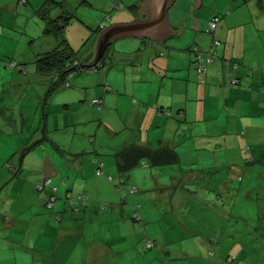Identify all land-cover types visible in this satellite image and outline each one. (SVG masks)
<instances>
[{"label": "crops", "instance_id": "0c3cea01", "mask_svg": "<svg viewBox=\"0 0 264 264\" xmlns=\"http://www.w3.org/2000/svg\"><path fill=\"white\" fill-rule=\"evenodd\" d=\"M19 1L17 0L16 2L18 3ZM60 1H62V9L59 6L52 8L49 16L51 19H57L62 15V12L69 13L70 18L65 24L67 26L73 21L71 19L73 16L72 11H67L71 5L68 0ZM112 1L114 0H80V3L76 2L92 8L99 3L106 7ZM119 1L123 5L119 9L122 10L117 9L111 15L109 14L110 24L135 22L137 17L141 19L148 17L146 9L143 10L142 6L138 4V2H143L144 0ZM119 1L115 0L114 2H117V5ZM263 3L257 1L254 5L263 6ZM251 4L252 2H248L238 5L231 11L226 10L227 15L222 14L221 17H219L220 14L217 11H212L213 14L209 16V19L213 16H218L219 20L215 29L209 32V38L205 37L206 34H203L205 32H202L201 27L204 24L200 25L202 22H200L199 18H195L197 24L194 31L184 25L187 17L176 22V24L170 23L168 18L170 6L167 10V23L172 32L168 33L165 38L155 39L148 35L141 37L124 35L112 40L107 46L106 54L102 59L103 65L97 68V71H94L100 73L99 76H96L94 82L86 83L84 80H75L73 78L75 77L74 74L69 77L67 85H60L50 91L49 82L51 77L39 76L40 81L46 82V87L49 85L47 88L49 93L63 91L61 92L63 98H60V100L63 101V106H65L66 110L61 109L59 100L56 103L59 107V113L55 114L56 110H53L52 116L67 117L68 115L65 111H68L71 103L79 105L80 100L87 101L90 106H98L92 100L99 98L101 100L99 110L101 109L102 112L98 113L95 109L97 113L92 115V117L98 116L101 121V118L104 119L103 112L107 108L108 111L118 112L119 115L124 113V120L131 113L134 122L138 123L139 128L145 130L146 133L139 131V135L136 133L123 135L115 144L110 145V149L107 150L112 157L106 163L108 165L104 166L101 161H98L97 154L99 149L97 147L90 149L86 145H81L79 148L73 147L72 144L67 146L60 139L54 138L56 133L54 131L62 128L69 129L71 125L75 126L82 123L85 116L84 113L68 116L65 121L63 119L51 121L49 119L51 111L47 108L48 106L44 105L42 107L44 112L42 134L38 130L40 128L39 123L37 132L33 136L32 133L29 134L26 140L22 139L21 141L22 145L28 143L30 144L29 147L39 148V157L43 164H28L26 156L23 158V154L27 151L26 147H24L21 152L22 157L20 156L15 164L8 165L11 171L6 175L8 179L5 182L11 179L12 189H16L17 200L20 199L24 203V208L21 209L20 207L16 213V219L19 222L18 231L23 232L25 230V232L21 236L13 237V241H7L8 244L0 241V255L5 254L4 258L0 257V264H53L54 261L62 260V258L59 259L57 253V250L61 247L65 248L70 254L73 252L78 254L75 257L78 260V264H183L181 261L171 260L168 257L171 255L176 256V258L180 256L175 251L177 248L175 242L178 235H180L179 233H187L193 237L189 243L185 242L184 237L181 236V240L187 248L195 247L197 244L201 246L202 250L211 249L214 246L218 248L219 244L222 245V241L226 238L237 239V237L230 235L231 232L226 229L225 225L221 224L218 230L224 228L225 231L221 230L220 232L223 233L220 234L219 232L218 238L209 236L207 241L199 240L197 242L196 240L200 239V237L195 236L196 230L193 227L185 224L174 227L166 221L163 222L164 229L160 228L158 234L153 235L161 246L157 250H151L156 244L153 242V246H147V238L151 240V232L147 229L149 223H147V227L145 225L141 234L140 229L133 222L135 219L131 216L133 220L131 221L128 216L132 209L131 203H133V197L128 192V188L131 185L129 183L130 177L136 179L137 184L147 187L137 189L140 193L139 198L143 203L135 206L133 213L134 211L138 212L139 208L140 220L137 221L140 222L161 221L163 217L174 215L176 211L172 210V204L175 203L177 207L179 200L185 198L186 195L183 194L180 199H175L173 196L171 198L172 204L167 206L159 202L167 200L169 192L165 196L159 191L156 192V195L147 196L148 190L153 189L150 187L149 181L155 180L159 182L156 173L141 168L136 174L138 175L137 178L132 170L141 166L143 161H140V163L130 169L127 174L120 173L117 163L122 161V157L118 156L117 153L123 147L131 145L149 149H172L178 155V161L167 164H154L144 160L145 165H142V167L147 165L164 166L179 162L181 150L176 146L178 144L182 145L183 140L187 137L195 138V141L193 143L190 142V145L196 150L200 149V140H204L207 143L213 142L215 146L222 144L223 146H234V153H237L238 148L236 147L241 146V142L246 140L251 141L252 144L253 140L260 136L258 132L264 133V43L249 49L243 36L239 40L236 35L239 30L237 27L249 22L248 17L251 15L253 7ZM201 5L202 1L195 9ZM218 9L220 10L221 8ZM104 11L102 9V12ZM117 15L118 17H129V19H119L118 17L116 18ZM187 15H189L188 12L186 13ZM98 16L99 13L94 15V17ZM44 21L47 25L45 19ZM94 25V27L89 25L92 27L91 29L85 28L86 30H81L82 32L85 31V39L94 35V43L90 46L91 54L87 57H79L76 54V50L79 47L63 34L66 44L75 52L79 65H85L89 61L91 63L95 57V55L93 57L92 52L95 51L96 54L98 34L106 25L105 21H101L99 24L98 21H95ZM232 30L234 32L233 35L230 34ZM44 36L43 42L35 53V70L36 59L59 45V39L54 34L46 33ZM180 37L186 38L181 39ZM213 38L220 40V44L216 47L218 58L200 72L197 67L200 59L196 57L193 48L197 47L199 50L205 51ZM122 39H126L123 44L125 49H122L117 44L113 45V43ZM172 40H184L185 44L183 46L176 45ZM185 46L186 49H182ZM103 67L105 69H115L118 75L115 78L109 77L107 80V76L105 77L107 72H100L104 69ZM100 68L102 69L100 70ZM227 71L230 72V76L238 79L237 84H227ZM27 73L29 72L26 70ZM32 76L34 77L33 74ZM76 109H81V107L77 106ZM20 114L27 117L25 118L26 120L28 119V115L25 114L22 107ZM173 116L182 118L187 125L180 124ZM92 117H88V119ZM11 123L15 129L16 123L12 121ZM107 123L109 129L115 132L116 125ZM167 128L170 130L168 133L165 131ZM241 130H244L242 131L243 137L238 135ZM26 131L28 130L26 129ZM49 132H53V134L49 135ZM250 133L251 135H249ZM43 139L45 141L48 140L49 146L47 144L44 145ZM39 144H41V147L38 146ZM226 148L215 147L213 149L214 156L216 157V154L224 152L222 149ZM21 149L22 147L19 150ZM19 150H16V152ZM83 154H85V163H82ZM223 154L226 155L225 152ZM216 158L225 162L220 155H217ZM97 162L98 164L99 162L102 163L103 172L108 176L117 177L119 175V177L125 178L120 183L121 185L117 186L116 190L105 177L97 174ZM82 164H92V166H89L92 173L91 178L86 177ZM212 166L217 168L215 164ZM72 171L76 172L74 177L70 173ZM148 173H150V176H146ZM79 175L83 178V183L85 184L79 185V182H81ZM211 177L214 178V176ZM47 178H50V181L45 183ZM88 180L93 183V186H99L98 193L93 194V187L89 185ZM139 181H142V183ZM61 185L63 188L60 187ZM60 189H64L63 195L59 194ZM54 192L58 193L60 198L58 197V200L53 202V206L49 207L51 208L49 209L47 202L49 201V196H54ZM67 192H69V195ZM102 192L107 197L111 196L110 199L108 198L111 200L109 203L106 202L108 199L101 196ZM72 194L77 195L72 196ZM80 194L85 196V200L78 198ZM111 204L112 209L108 212L107 208ZM101 212L105 213L104 217H100ZM3 216L8 218L7 215ZM87 216H89L90 222L94 224L91 225L92 230L87 232L89 237L86 235L84 226ZM26 217H29L31 222L36 221L35 226L33 223L30 230H28L27 224L25 225L26 227H21ZM97 220L106 225L96 227ZM0 228L4 229L3 227ZM28 231L30 232L29 237L26 236ZM224 232L229 234V236L225 237ZM218 234L215 235L217 236ZM120 239H123L122 245L117 244ZM246 240L248 241V239ZM151 241L154 240L152 239ZM45 242L53 243V249L51 247L47 250L41 249L42 244L49 246ZM235 244L242 246L240 243ZM235 244L227 247L228 253L234 251L236 254L240 251ZM218 250L217 252L219 253ZM210 252H212L210 256H214L215 252L213 250ZM7 253L10 254V257ZM117 253H123V258L120 259L119 256H116ZM189 253L188 251L185 254L189 255ZM247 254L250 255L249 259L242 258V253H238V263L235 264H260L258 257H253L252 253ZM69 258L70 264L77 262L76 259L73 260L70 256ZM211 258H203L204 262L199 264H234L233 262L236 260V256L232 257L234 260L232 262L224 258L216 260Z\"/></svg>", "mask_w": 264, "mask_h": 264}, {"label": "rangeland", "instance_id": "374dc122", "mask_svg": "<svg viewBox=\"0 0 264 264\" xmlns=\"http://www.w3.org/2000/svg\"><path fill=\"white\" fill-rule=\"evenodd\" d=\"M16 1L17 0H0V227L4 228H0V241L4 244H8L7 241H13V237L21 236L25 232V230L23 232L18 231L17 227L19 222L16 219V213L19 211L20 207L21 209L24 208V203L21 202L20 199L17 200L15 193L16 189H12L13 184L10 181L11 179L5 182L6 179H8L6 178V175L11 171V168L8 165L15 164L16 160H19L18 158L21 156L24 147H26L27 151L23 154V158L26 156L28 164H43L39 157V148L35 149L34 147H29L30 144L28 143L22 145L21 141L22 139L26 140L31 133L33 136V134L37 132L39 123L40 128L38 130L40 134H42L44 113L42 107L44 105L48 106L47 108L51 111V115L49 116L51 121L59 119L65 121L68 116H75L77 114L81 115V113H84L85 116L83 117L82 123L75 126L71 125L69 129L62 128L54 131V133L56 132L54 138L60 139L62 143L67 146H71L72 144L73 147L79 148L81 145H86L90 149L97 147L99 149L97 154V157L99 158L98 161H101L104 166L108 165L106 163H108L112 157L108 154L109 151L107 150L110 149V145L115 144L123 135L126 136L130 133H136L139 135V131L144 134L146 133L145 130L139 128L138 123L134 122L131 113L127 116V120H124V113L119 115L118 112L114 113L108 111L107 108L105 109V112H103L104 119L101 118L100 121L98 116L92 117V115L97 112H102L101 109L99 110V105L90 106L87 101H79L77 98L75 99L79 101V105L72 102L68 111H65L68 115L67 117H60L57 115L52 116L53 110H56L55 114L59 113V107L56 103L60 98H63V95H61V92L63 91L49 93L47 88L50 83L46 87V82L39 80V76L44 75L38 73L35 70L34 65L35 53L39 49V45L43 42L44 35L46 34L44 32V27L46 25L45 21L37 12L39 5L44 0H26L27 2L20 0L18 3ZM68 1L71 6H69L70 8L67 11H72L71 13L73 16L71 19H73V21L64 27L63 34L65 37H69V39L79 47L76 50V54L79 57H87L91 54L90 46L94 43V35L85 39V31L82 32L81 30L85 28L91 29L95 26V21H98V24L101 21H105L106 26L110 25L109 14L111 15L113 11L122 8L123 5L119 0H116L117 2L119 1L116 5L114 0L106 7L99 3L91 8L84 4H77V2L80 3V0ZM201 1L202 5L199 8L193 9L195 0H175L168 10L170 23L176 24V22L187 17L184 21V25L192 28L194 31V28H196L195 25L197 24L195 18H199L200 22H202L200 25L204 24V26L201 27V30L202 32H205L203 33L206 34L205 37L209 38V16L213 14L212 11H217L220 14L219 17H221L222 14H226V10L231 11L233 8L238 7V5L240 6L252 2L251 5L253 7L251 15L248 17L249 22H244L245 24L243 26H238L237 28H239V30L236 32V35L239 40H241L243 36L245 44H247V48L249 49H252L253 46L258 47V45H263L264 3L263 6L254 5V3L257 1L264 2V0ZM218 8L221 9L219 10ZM102 9L105 11L102 12ZM187 12L189 15L186 16ZM96 13H99L98 17H94ZM117 17L118 15L116 18ZM98 18L100 19L97 20ZM118 18L125 20L129 19V17L125 16ZM243 18L245 17L243 16ZM89 25H92V27ZM230 34H234L233 30L230 31ZM180 38L184 39L186 37ZM124 40L126 39L118 40L116 43H113V45L117 44L118 46H121L122 49H125L123 44L126 41ZM172 42L180 46L185 44L184 40H172ZM182 49H186V46ZM92 54L94 57L95 51H93ZM88 63L89 62H86L85 64ZM101 69L102 68H100V70ZM26 70L29 73L26 74ZM104 71L107 72L105 74V77L107 76L106 79H109V77L115 78L118 75V72L113 68H104L100 72L103 73ZM74 74L75 77L73 78L75 80H84L86 83L94 82L96 76L100 75L99 72L89 70H86L85 72L78 70ZM45 98H47V100H45ZM59 103L61 109L66 110L65 106H63V101L60 100ZM77 106H80L81 109H76ZM21 107L25 114L28 115L27 120L25 119L27 117L20 114ZM88 117L92 118L88 119ZM173 118L179 121L180 124L183 123L184 125H187L182 118L174 116ZM11 121L16 123L15 129L13 128ZM107 122L111 125H116L115 132H112V130L109 129ZM26 129L28 131H26ZM168 129L169 128L165 130L167 133L170 132ZM242 131L244 130H241L238 134L241 137H243ZM258 133L260 136H255L256 138L253 140L254 142H252V144L251 141L246 140L241 142V146L236 147L238 148L237 153H234V146H223V144L215 146L213 142L207 143L204 140H200V149L196 150L190 145V142L193 143L195 138L193 137L192 139L187 137L183 140L182 145L178 144L176 146L181 150L178 163L164 166L147 165L143 167V164H140L141 166L132 170L135 175L141 170V168L156 173L159 182H156L155 180L149 181L151 184L150 187L153 189L148 190L147 196H151L152 194L156 195V192L158 191L159 193L162 192L161 194H164L165 196L166 193L169 192L168 198H166L167 200L160 201L159 203L161 204L166 206L171 205V198L173 196L175 199H180L183 194L186 195L185 198L179 200L177 207L175 203L172 204V210L174 209L176 211L174 215L171 214L167 217H163L161 221L156 222L144 223L136 220L133 221L131 216L134 207L140 203L142 205L143 203L139 198L140 193L137 189L147 187L137 184L136 179L130 177L129 183H131V185L128 188V192L133 197V203L130 202L132 209L128 216L130 220L135 222L138 226L141 234L143 233L145 225L147 227V223H149L147 229L151 232V240L153 239V242L156 244L151 250H157L161 246V244L155 240L153 235L158 234L160 228L164 229L163 222L167 221L174 227H178L182 224L193 227L196 230L195 236H198V238L200 237V239L196 240L197 242L199 240H202L203 242L207 241L209 236L218 238V233L221 230L225 231L224 228L218 230L219 226L222 224L231 232L230 235L237 237V239L226 238L222 241V245L219 244L218 248L214 246L211 249L202 250L201 246L197 244L195 247L192 246L187 248L181 240V236L184 237L185 242L189 243L193 237L187 233H179L180 235H178L175 242V245H177L175 251L179 253L180 256H177V258L174 255L168 257L171 258V260L174 259L181 261L183 264H199L204 262L203 258L210 259V257H212L211 259L213 260L224 258L229 259V261L232 262V257L236 256V260L233 262L235 264L238 263V253H242L241 257L246 259H249L250 257L247 253H252L253 257H258L260 264H264V133ZM48 134L51 135L53 132H49ZM249 135H251V133ZM43 142H45L44 145L47 144L49 146L48 140L45 141L43 139ZM38 146L41 147V144ZM21 147L22 149L19 150ZM201 147H203V149H201ZM215 147H227L226 149H222L226 155L223 154L224 152L216 154V157L217 155H220L225 162H223V160L219 161L218 158L214 156L213 149ZM16 150L19 151L16 152ZM84 157L85 154L82 155V163H85L86 159L84 160ZM214 164L217 165L218 169L212 166ZM89 166H92V164H82V167L86 172V177L91 178L92 173ZM99 169L100 173H98V175L105 177L110 184L115 187V190L117 186L119 187L121 185V177H119V175L117 177L109 175L111 177L109 179L108 175L103 172L102 165ZM70 173L73 177L76 174L75 171ZM136 176L138 178V175ZM146 176H150V173ZM211 176H214V178ZM79 179L81 181L79 182V185H81L83 183V178L80 175ZM122 179L125 180L124 177ZM87 182L93 187V194L98 193L99 186H93V183H90V180ZM139 182L142 183V181ZM60 187L63 188L62 185ZM55 192L53 202L58 200V197L60 198L59 194L63 195L64 189H60L59 194ZM67 193L69 195V192ZM76 195L77 194H72V196ZM101 196L106 199H110L111 197H107L103 192L101 193ZM109 199L106 200V202L109 203L111 201ZM112 204L107 208L108 212L112 209ZM3 215H7L8 218H5ZM104 216L105 213L101 212L100 217ZM35 222H31V219L26 217V220L22 223L23 226L21 227H26L25 225L27 224V228L30 230L33 223L35 226ZM91 225L94 224L90 222V218L87 216L84 226L88 237L89 235L87 232L92 230ZM105 225V223H101L99 220L96 222V227ZM221 233L223 232H220V234ZM29 234L30 232L28 231L26 236L29 237ZM215 234L218 235L216 236ZM228 236L229 234H225V237ZM246 239H248V241ZM117 242L118 245H122L123 239H120ZM45 243L47 245L49 244V246L42 244L41 249L47 250L54 245L51 242ZM235 243H240L242 246ZM232 244H235L237 249L240 250L238 253L235 254L234 251L231 253L227 252V247L230 245L233 246ZM217 249H219V253L217 252ZM212 250L215 252L214 256H210L212 255L210 253ZM184 251L185 253L189 251V255L183 253ZM57 253L59 259L62 258V260H57L58 262L54 261L53 264H70L69 256L75 260L76 255H78L74 254V252L72 254H70V252L68 253L63 247L58 249ZM7 254L10 257V254ZM116 256H119L121 259L123 258V253H117ZM0 257L4 258L5 254L0 255ZM74 263L75 262H73V264ZM75 264H78V260Z\"/></svg>", "mask_w": 264, "mask_h": 264}, {"label": "trees", "instance_id": "16d2710c", "mask_svg": "<svg viewBox=\"0 0 264 264\" xmlns=\"http://www.w3.org/2000/svg\"><path fill=\"white\" fill-rule=\"evenodd\" d=\"M114 3L116 4L117 2ZM56 6H59L62 9V1L44 0L37 10L40 16L47 22L45 32L52 33L59 39V45L56 48L45 52L35 61L36 71L40 74H43L45 77H51V80L49 82L50 91H53L60 85H67L69 83V77L71 75H74L76 71L79 70L85 72L86 70H88L87 68L79 67V61L76 58L75 52L68 44H66V40L63 37L65 24L70 18L69 13L62 12V15L57 19L50 18L49 12ZM200 51L205 52L206 50ZM105 54L106 50L101 59L98 61L97 68L103 65L102 59L104 58ZM227 84L229 83L227 82ZM117 155L122 157V161L117 163V168L119 172L123 174H127V172L135 167L138 163H140V161H143L142 163L145 165L144 160H147L154 164H167L178 161V155L172 149H149L137 145L125 146L118 151ZM122 178L123 177H121V179Z\"/></svg>", "mask_w": 264, "mask_h": 264}, {"label": "water", "instance_id": "95a60500", "mask_svg": "<svg viewBox=\"0 0 264 264\" xmlns=\"http://www.w3.org/2000/svg\"><path fill=\"white\" fill-rule=\"evenodd\" d=\"M173 1L144 0L143 2H138L143 10L146 9L148 17L145 19L137 17L135 22L110 24L101 29L97 37L96 54L92 63L89 61L88 64H80L79 67L89 68L96 65L110 42L119 36L137 35L141 37L148 35L155 39L165 38L168 33L172 32V29L169 28L167 23V10ZM200 1L195 0L193 9L199 5Z\"/></svg>", "mask_w": 264, "mask_h": 264}, {"label": "built area", "instance_id": "2783aa9c", "mask_svg": "<svg viewBox=\"0 0 264 264\" xmlns=\"http://www.w3.org/2000/svg\"><path fill=\"white\" fill-rule=\"evenodd\" d=\"M218 20H219V17H218V16H213V17L209 20V28H208V32H212V31L215 29ZM100 26H102V25H100ZM219 44H220V40H219V39H216V38H213V39L211 40V43H210L208 49H207L205 52H201L197 47H194V48H193L196 57L200 59V61H199V63H198V71L202 72L203 70L206 69V66H207L208 64H210V63H212V62H214V61L217 60L218 56H217L216 47H217ZM201 59H202V60H201ZM97 66H98V65L96 64V65H93V66H91V67H89V68H87V69H88L89 71H95V70L97 69ZM226 74H227V77H228L227 82H228L229 84H231V85H235V84L238 82V79H237L236 77H232V76H230V72H229V71H227ZM263 94H264V91H263ZM92 102L100 106L101 100H100L99 98H94V99L92 100ZM101 165H102V163L99 162V164H98V168H97V170H96L97 174L100 173V169H99V168H100ZM108 178L110 179L109 176H108ZM49 181H50V178H47V179L45 180V183H48ZM122 181H123V180L121 179V182H122ZM84 197H85V196L82 195V194H80V195L78 196V198H79V199H82V200H85ZM53 200H54V196L52 195V196L49 198V201L47 202V205H48L49 207H52V206H53ZM71 200H72V198H71ZM132 217H133V219H135L136 221H137V220H140V216H139V214H138L137 211H134ZM146 242H147V246H153V245H154L153 241H151V240H149V239H147ZM210 253L212 254V252H210Z\"/></svg>", "mask_w": 264, "mask_h": 264}]
</instances>
